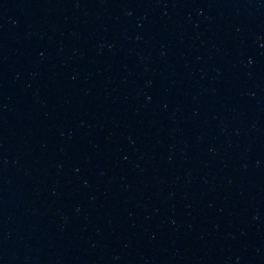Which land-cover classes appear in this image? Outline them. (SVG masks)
Segmentation results:
<instances>
[{"label":"water","instance_id":"1","mask_svg":"<svg viewBox=\"0 0 264 264\" xmlns=\"http://www.w3.org/2000/svg\"><path fill=\"white\" fill-rule=\"evenodd\" d=\"M264 200V0H0V264H183Z\"/></svg>","mask_w":264,"mask_h":264}]
</instances>
